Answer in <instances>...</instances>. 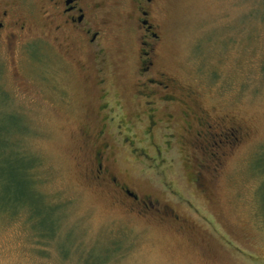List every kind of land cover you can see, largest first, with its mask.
<instances>
[{
  "label": "rangeland",
  "instance_id": "374dc122",
  "mask_svg": "<svg viewBox=\"0 0 264 264\" xmlns=\"http://www.w3.org/2000/svg\"><path fill=\"white\" fill-rule=\"evenodd\" d=\"M9 1L31 29L12 44L0 40L1 145L3 134L10 136L0 154L13 155L11 138H22L20 150L39 159L38 186L50 207L44 214L0 215V264H264V0L160 4L158 69L175 78L178 89L199 92L211 122L241 131L237 143L230 134V142L221 137L218 146L204 145L203 154L175 138L152 161L118 140L114 169L179 220L163 218L157 208L133 211L109 184L90 178L91 142L83 132L99 126L92 119L97 80L107 76L111 98L124 105L139 79L138 55L129 47L134 33L125 28L129 0H113L105 63L81 56L85 70L71 55H45L51 37L42 31L44 0ZM99 63L104 73L98 74ZM185 123L179 113L172 129L177 137ZM131 128L139 142L146 139L143 123L133 120ZM199 161L208 163L201 181Z\"/></svg>",
  "mask_w": 264,
  "mask_h": 264
},
{
  "label": "flooded vegetation",
  "instance_id": "af4514ba",
  "mask_svg": "<svg viewBox=\"0 0 264 264\" xmlns=\"http://www.w3.org/2000/svg\"><path fill=\"white\" fill-rule=\"evenodd\" d=\"M162 1L129 0L130 9L127 10L125 28L130 35L134 33V38L131 37L130 40L133 42H129V47L138 55L136 74L139 75L130 96L133 103L126 99L125 94H122L124 100L126 99L124 105L120 99L111 98L109 78L100 77L97 80L98 103L92 113V119L99 126H88L83 134L91 142L88 151L90 150L89 157L92 161V181L101 185L109 184L123 198L122 202L128 201L133 211L140 209L138 212L142 214L144 209L157 208L163 218L173 215L179 220L180 217L174 214L167 204L153 199L151 194L140 195L131 188V183L114 169V150L121 148L118 140L129 146L140 158L146 157L152 161L159 159L158 156L163 153L162 145L170 147L175 138H180L181 142L194 152L203 154L207 149L206 146L204 149V145L214 143L218 146L219 142H222L221 137L230 142V134L234 138L232 143H237L238 133L241 131L237 127L223 128L221 124L211 122L209 114L197 100V97L201 98V94L192 89H178L177 80L158 69L156 57L160 55L164 42V25L158 17ZM112 5L113 0H44L45 26L42 31L46 37H51L46 38L44 42L45 55L50 51L57 55H71L81 70H85L83 65H86L81 56H87L88 59V56L92 55L100 60L103 55H107L106 44L112 25L109 17L112 14ZM15 8L16 4L12 1L0 2V40L7 41L8 44H12L17 36L20 38V35H25L26 31L31 29L12 12ZM102 60L105 63V57ZM97 69L100 74L101 71L104 73L105 67L101 68L99 63ZM192 99L196 101L198 110L192 105ZM179 113L185 117L186 123L183 125V133L177 137L172 129ZM133 120L145 125L143 134L146 139H141L140 142L134 137L138 136L137 134L129 133L133 130ZM160 135L164 138L163 143L159 141ZM144 141H148L150 146L143 145ZM207 166L208 163L197 162V176H201L200 170ZM200 176L197 178L201 181Z\"/></svg>",
  "mask_w": 264,
  "mask_h": 264
},
{
  "label": "trees",
  "instance_id": "16d2710c",
  "mask_svg": "<svg viewBox=\"0 0 264 264\" xmlns=\"http://www.w3.org/2000/svg\"><path fill=\"white\" fill-rule=\"evenodd\" d=\"M2 130L4 129L0 124V133ZM3 135L6 138L3 139V145H1L2 141L0 140V146L6 148L9 144L7 140L9 134L4 133ZM21 142L22 138L12 137L11 144L17 146L13 151V155L8 154L12 150L0 154V215L6 212L14 214L20 209L31 211L36 209L38 214H44L47 208L50 207L45 201L46 195L38 186L36 171L40 163L39 159L21 151ZM33 201L41 203V206L35 207Z\"/></svg>",
  "mask_w": 264,
  "mask_h": 264
}]
</instances>
